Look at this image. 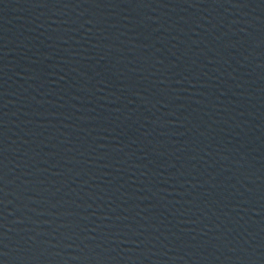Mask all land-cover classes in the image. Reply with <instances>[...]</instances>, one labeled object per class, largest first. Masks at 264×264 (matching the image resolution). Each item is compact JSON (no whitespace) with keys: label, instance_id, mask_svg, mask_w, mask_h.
Instances as JSON below:
<instances>
[{"label":"water","instance_id":"95a60500","mask_svg":"<svg viewBox=\"0 0 264 264\" xmlns=\"http://www.w3.org/2000/svg\"><path fill=\"white\" fill-rule=\"evenodd\" d=\"M0 264H264V0H0Z\"/></svg>","mask_w":264,"mask_h":264}]
</instances>
